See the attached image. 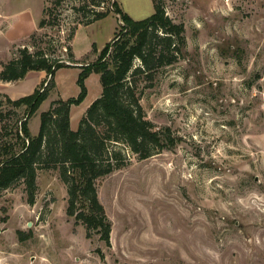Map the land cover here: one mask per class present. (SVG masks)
I'll return each instance as SVG.
<instances>
[{
  "label": "rangeland",
  "instance_id": "374dc122",
  "mask_svg": "<svg viewBox=\"0 0 264 264\" xmlns=\"http://www.w3.org/2000/svg\"><path fill=\"white\" fill-rule=\"evenodd\" d=\"M117 1L136 20L154 13L153 0ZM158 1L184 23L187 53L159 70L141 104L175 145L144 159L122 145L127 163L98 179L112 222L109 246L67 215L58 167L38 168L34 203L22 180L0 189V264H264V0ZM109 5L0 0V71L22 47L70 64L28 117L32 134L55 100L79 94L81 65L113 38L115 12L92 21ZM41 74L0 80V143L15 140L26 117L8 97L32 93L47 78ZM85 82L87 96L71 107L72 129L102 93L98 73Z\"/></svg>",
  "mask_w": 264,
  "mask_h": 264
},
{
  "label": "trees",
  "instance_id": "16d2710c",
  "mask_svg": "<svg viewBox=\"0 0 264 264\" xmlns=\"http://www.w3.org/2000/svg\"><path fill=\"white\" fill-rule=\"evenodd\" d=\"M109 2L108 10L93 12L92 21L115 12L119 22L113 38L95 61L81 65L79 94L55 100L49 110L41 113L36 135L29 128L28 117L55 86L56 71L70 64L41 50L31 52L22 47L19 56L0 71L4 82L19 80L31 70L47 74L32 93L7 99L17 108L25 106L26 117L16 128L15 140L4 137L0 143V189L22 180L28 202L34 203L38 168L58 167L67 187V215L84 225L87 238L98 234L108 246L112 222L99 199L97 181L127 163L128 154L122 145L141 159L175 145L176 137L170 131H163L146 117L141 95L154 86L160 69L187 53L184 23L167 15L158 0H153L154 13L140 20L125 12L117 0ZM43 25L45 18L40 21ZM91 73L100 75L102 93L89 105L78 128L72 129L71 107L87 96L85 81Z\"/></svg>",
  "mask_w": 264,
  "mask_h": 264
},
{
  "label": "crops",
  "instance_id": "0c3cea01",
  "mask_svg": "<svg viewBox=\"0 0 264 264\" xmlns=\"http://www.w3.org/2000/svg\"><path fill=\"white\" fill-rule=\"evenodd\" d=\"M45 73H46L45 71H42V74H41V75H42V77H44L43 75H44Z\"/></svg>",
  "mask_w": 264,
  "mask_h": 264
}]
</instances>
